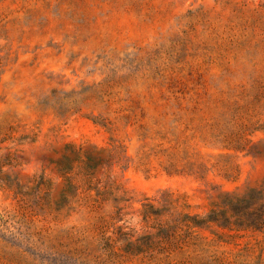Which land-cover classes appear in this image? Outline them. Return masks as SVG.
Wrapping results in <instances>:
<instances>
[{"label":"rangeland","instance_id":"rangeland-1","mask_svg":"<svg viewBox=\"0 0 264 264\" xmlns=\"http://www.w3.org/2000/svg\"><path fill=\"white\" fill-rule=\"evenodd\" d=\"M0 264H264V0H0Z\"/></svg>","mask_w":264,"mask_h":264}]
</instances>
